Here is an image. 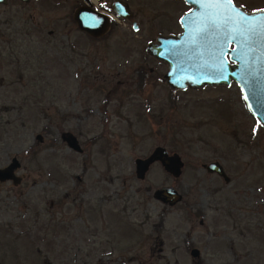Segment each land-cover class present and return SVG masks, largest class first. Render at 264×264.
<instances>
[{"label":"rangeland","instance_id":"rangeland-1","mask_svg":"<svg viewBox=\"0 0 264 264\" xmlns=\"http://www.w3.org/2000/svg\"><path fill=\"white\" fill-rule=\"evenodd\" d=\"M128 2L133 15L96 36L76 26L72 0L0 4V167L19 162V180L0 181V264H264V129L234 81L161 79L145 45L177 28L166 23L180 0ZM157 144L180 173L155 161L136 178L133 158ZM215 158L227 182L200 166ZM160 185L181 200L153 198Z\"/></svg>","mask_w":264,"mask_h":264},{"label":"water","instance_id":"water-1","mask_svg":"<svg viewBox=\"0 0 264 264\" xmlns=\"http://www.w3.org/2000/svg\"><path fill=\"white\" fill-rule=\"evenodd\" d=\"M183 1L190 6L179 18L181 31L157 35L145 45L148 54L166 64L161 79L172 89L222 86L234 81L250 114L264 127V9L245 11L232 1L226 3L224 0ZM5 2L0 0V4ZM112 8L115 14L126 16L115 5ZM72 16L80 30L95 36L102 34L109 24L106 15L86 5L76 7ZM188 18L191 22L186 23ZM230 43L231 48L228 47ZM35 137L40 140L41 135L36 133ZM59 139L72 150L81 151L77 138L70 131H61ZM155 161L173 176L180 173V156L157 144L146 155L133 158L135 177L142 179ZM18 166L17 158L12 156L0 167V181L9 179L16 183L19 177L14 170ZM203 166L227 180L222 168L214 162ZM151 195L167 205L181 200V194L171 185L157 186ZM189 253L197 256L198 250L191 247Z\"/></svg>","mask_w":264,"mask_h":264},{"label":"flooded vegetation","instance_id":"flooded-vegetation-1","mask_svg":"<svg viewBox=\"0 0 264 264\" xmlns=\"http://www.w3.org/2000/svg\"><path fill=\"white\" fill-rule=\"evenodd\" d=\"M28 1V0H27ZM82 1V3L80 2V1H78V0H72V4L74 5V8H73V10H72V13H73V11H74V9L76 8V7H78V6H80V5H85V0H81ZM91 1H93V0H91ZM129 0H97V8H103V9H106V10H108V11H110V12H112L113 14H115V12L113 11V8H112V6L113 5H115L120 11H122V12H124L125 13V15L126 16H119V15H117V14H115V16L117 17V18H121V19H128V17L129 16H131V15H133V13L131 12V10H129V2H128ZM183 4H184V8L181 10V12L179 13V14H177L176 16H174L173 17V19H169L168 20V22L166 23L167 25H172V24H174V26L175 27H177L176 29H174V30H169V31H167V32H157L155 35H154V37H153V39H150V40H154L155 39V36H157V35H170V34H176V33H178L179 31H181V29H182V27H181V23H180V21H179V18H180V16L182 15V14H184L185 12H187L188 11V9H189V4L188 3H186V2H184L183 0H180ZM235 5H237L236 3H235V1L234 0H231ZM80 2V3H79ZM241 9H243V10H245V11H254V10H261V9H264V6H260L259 8H248V7H244V6H241V5H238ZM107 16H108V19H109V23H112L113 21H115V19L114 18H112L109 14H106ZM189 22H191V18H188V19H186V23H189ZM131 26L133 27H136V23H135V20H131ZM133 27V28H134ZM149 41V40H148ZM228 47L229 48H231L232 47V44L230 43L229 45H228ZM153 59H154V61H158V62H160V63H163L164 65H165V67H166V64L163 62V61H161L160 59H158V58H156V57H154V56H152V55H150ZM226 56H227V58H228V61H229V63H231V60L229 59V57H228V53H226ZM139 69V68H138ZM138 69L136 70V72L138 71ZM153 70H151V68H148V72L149 73H151ZM254 121H255V124H256V126H259L260 128H262V129H264V127L263 126H261V125H259V123L254 119ZM75 136V135H74ZM209 162H214V164L218 167H221L222 168V170H223V172L225 173V175L224 176H226L227 177V180H224V178H223V176L222 175H220V174H218L217 172H215V171H209V170H207L203 165H205V164H207V163H209ZM223 161H220V160H218V159H211V160H208V161H206V162H201L200 163V166L206 171V173H208V174H215L216 176H218V177H220L224 182H227L228 180H229V176L227 175V173H226V170H225V166L223 165V163H222ZM5 180H7V179H5ZM219 188H220V186H219ZM217 188H215L214 187V190H216ZM169 206H171V205H169ZM201 222V221H200ZM191 248V247H190Z\"/></svg>","mask_w":264,"mask_h":264},{"label":"snow or ice","instance_id":"snow-or-ice-1","mask_svg":"<svg viewBox=\"0 0 264 264\" xmlns=\"http://www.w3.org/2000/svg\"><path fill=\"white\" fill-rule=\"evenodd\" d=\"M224 2H226V3H231V0H224Z\"/></svg>","mask_w":264,"mask_h":264}]
</instances>
